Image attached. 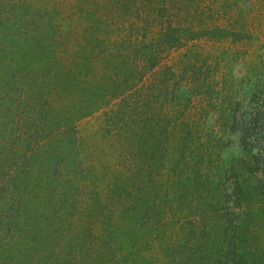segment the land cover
<instances>
[{
	"label": "rangeland",
	"instance_id": "374dc122",
	"mask_svg": "<svg viewBox=\"0 0 264 264\" xmlns=\"http://www.w3.org/2000/svg\"><path fill=\"white\" fill-rule=\"evenodd\" d=\"M86 11L97 24L91 30ZM48 12L58 24L50 36L25 31V17ZM16 28L23 61L15 68L0 60L3 83L22 84L27 65L40 73H31L34 82L44 78L36 58L47 51L82 69L76 80L105 84L106 105L93 102L73 121L85 176L78 209L90 200L85 183L94 169H115L124 158L127 175L159 185L171 174L164 167L171 154L179 164L172 171L192 166L189 180L176 183L184 195H175L193 193V213L183 215L172 261L149 238L144 264H264V0H0V40L14 37L6 54L18 50ZM70 92L53 94V104L67 107ZM116 112L124 118L112 122ZM175 134L176 144H166Z\"/></svg>",
	"mask_w": 264,
	"mask_h": 264
},
{
	"label": "trees",
	"instance_id": "16d2710c",
	"mask_svg": "<svg viewBox=\"0 0 264 264\" xmlns=\"http://www.w3.org/2000/svg\"><path fill=\"white\" fill-rule=\"evenodd\" d=\"M85 13L94 21L88 11ZM36 16L38 19L24 18L30 24L26 32L41 29L49 35L56 29L53 12ZM95 26L94 21L86 29ZM157 26L164 32L165 22ZM16 33L18 50L11 54L4 52V43H12L14 37L0 40V60L5 66L11 61L15 68L20 64L18 60L23 61L20 54L24 39L18 29ZM92 44L97 46L100 41L92 40ZM46 53H38L36 58L44 78L34 82L31 73L37 77L40 73L32 72L33 67L27 65L25 69L31 72L25 70L22 84L0 80V264H144L143 250L150 239L172 261L169 256L174 244L180 243L177 233H184L183 215L191 214L195 203L191 192L185 194L186 200H178L185 191H180L182 183L176 191L178 179L189 180L191 164L182 163L178 174L170 167L179 164L168 155L164 167L171 174L167 173L159 185L142 175L138 179L127 175L124 158V164L115 169L102 172L98 167L91 178H86L90 202L78 209L75 192L83 188L78 177L85 176L84 167H79L81 155L78 157L73 148V121L88 113L93 102L94 108L106 105L105 84L100 78L76 80L83 74L82 69L74 70L75 66H67ZM66 91L73 92L69 105L53 104L52 95ZM106 93L110 94V90ZM116 113L119 118L112 117V122L124 118L122 112ZM138 130L143 131L140 127ZM156 134L150 133L149 139ZM119 139L124 144L125 139ZM165 139L166 144H176L177 135ZM175 173L177 178L172 177ZM92 222L99 225V233L94 232ZM170 225L176 227L170 229ZM237 227L232 226V230Z\"/></svg>",
	"mask_w": 264,
	"mask_h": 264
}]
</instances>
